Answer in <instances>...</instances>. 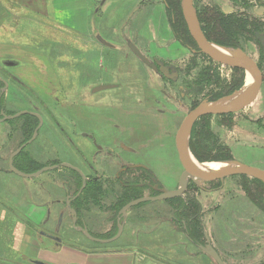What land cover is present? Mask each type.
Here are the masks:
<instances>
[{"label": "flooded vegetation", "instance_id": "1", "mask_svg": "<svg viewBox=\"0 0 264 264\" xmlns=\"http://www.w3.org/2000/svg\"><path fill=\"white\" fill-rule=\"evenodd\" d=\"M146 1L151 5V0H141L129 19L138 10L144 11L143 3ZM253 2L254 8L263 7L261 0ZM194 6L198 18L195 2ZM220 7L227 14L241 8L235 5ZM224 7L230 9L226 12ZM166 13L175 42L191 52L189 61L182 56L151 55L148 50L142 49V53L157 68L138 59L151 67L154 75L162 81L161 87L122 88L120 83L112 82L116 86L110 89L120 92L91 102L86 97L94 87L80 89L79 77L76 89L62 87L67 73L58 75L55 48L56 57L44 56L41 44L36 45L34 56H27V46L23 41L0 44V175L15 174L10 169L11 159L16 168L29 174L50 167L37 177H21L30 179L29 184L25 183L19 191L25 192V200L16 199V191L4 185L5 205L16 206L19 203L21 207H43L46 211L44 225L51 220L52 208L63 206L71 213L77 233L92 241L80 227L95 238L109 239L116 236L123 226L122 237L131 210L150 201L132 206L126 214H121L122 208L138 198L161 194L165 185L157 178L151 163L155 157L168 158L170 121L174 114L181 111V106L187 108V101L189 105L196 104V98L182 80L194 77L192 70H187L192 60H198L201 66V51L195 43L193 48V37L187 24L183 33L171 23L174 15L168 10ZM258 16H264V13ZM59 78H62L61 81ZM71 78L75 82L72 74ZM130 79L128 84H134ZM75 92L79 93L75 95ZM124 102L131 103L133 111L122 109ZM195 107L192 106L187 114ZM176 136L177 133L175 143ZM162 165L166 172L170 169L168 162L163 161ZM44 175L49 177L43 181L41 177ZM44 195L47 198L45 201ZM69 208L76 213L73 214ZM61 215L64 220L65 215L60 212L55 224L58 225ZM101 215L102 218L103 215L110 216L109 220L117 224L101 222ZM135 217L138 216L131 219ZM57 225L47 237L59 246L64 240Z\"/></svg>", "mask_w": 264, "mask_h": 264}, {"label": "rangeland", "instance_id": "2", "mask_svg": "<svg viewBox=\"0 0 264 264\" xmlns=\"http://www.w3.org/2000/svg\"><path fill=\"white\" fill-rule=\"evenodd\" d=\"M65 1L66 0H56V2H60V5L55 4V7L60 16L66 14L70 17L69 7L64 4ZM241 1L242 0H194L197 6L212 4L215 6L235 5L238 7H240ZM44 2L45 0H9V2L4 3L7 7L15 10L16 7H21L24 3L35 9H45ZM47 2H49V7L47 9L49 12L50 6L51 4L53 6V3H51V0ZM140 3L141 0H106L104 3L103 0H85V14L79 16L80 23L83 24L81 33H84V35L78 32H67L61 26H55L51 33L50 29L46 30L42 28V25L36 21V19L38 21H43V23L47 21L44 20L40 14H34L29 9H27L26 12L16 9V14L20 13L17 20L20 22L22 29H25L24 37L21 38L19 37L20 34L16 33L14 24V20L16 19L12 16V19L10 18L11 24H7L9 26L8 29L11 31L1 29L0 41H14V39H21L23 42L26 41V45L28 44L27 56H34L35 51H37L36 45H39V42L35 40L49 39L51 38L50 35H52L56 41L55 51L57 50L56 56L59 66L58 75L67 73V76H65L61 84L62 87L65 88L76 89L78 77L80 89L95 88L100 83L108 84L112 82L120 83L122 88L130 86L139 88L161 87L162 81L154 75L151 67H147L143 64L131 51L128 46V39L140 50H148L151 55L170 56L173 58L182 56L185 57L186 61H189L191 52L175 42V39L172 37L169 29L170 18L166 13V5L163 0H151V5L146 1L143 3L144 11L141 9L138 10L134 16L129 19L132 10L137 5H140ZM147 3L149 4L148 7L146 5ZM53 16L55 17L54 11ZM88 25L90 26V30ZM136 29H138L137 36ZM97 34H100L104 39L112 43L114 47L111 48L103 45L96 39ZM136 37L138 39L135 42L134 40ZM89 39L91 43L89 42L90 47L88 48L86 44ZM30 41L35 42L30 44ZM2 43L6 44V42ZM192 44L194 45L193 48H195V44ZM242 44L247 49L249 55L256 61H260V54L253 43L243 39ZM233 49L236 50L235 48ZM52 54V56L56 57L54 50ZM43 55L48 57L51 56L50 52H48L45 47H43ZM54 57L53 59L56 60ZM205 60L200 59L199 62H210L208 59ZM182 64L183 66L185 65V63ZM232 69L233 67L220 63L219 70L222 77L230 79ZM244 71V85L236 90L233 93L234 95L242 91L251 79L252 73L247 72L246 69H244ZM71 74L75 78V82H72ZM85 74L87 75L85 76ZM129 78H131L130 80L134 84H128ZM61 79L62 78H59V81H61ZM175 87L177 88L178 86L176 85ZM94 88L90 91L91 93H88L89 97H86V100L89 102L96 101L99 98L107 99L110 93L114 94V92H120L116 91V89H105L94 92ZM189 91L191 93V89H189ZM78 93L79 92H75V95ZM176 95L177 98L180 97L178 91ZM223 98L219 100L221 101ZM255 101L256 100H252L248 106L240 111L205 116L208 118L207 121L210 122L216 133L219 134L221 145L231 149L230 153L228 150H223V152L214 149L215 151L212 153L208 152L209 154L206 153V155H215L218 157L229 156L227 158H232L230 160L226 158L218 161L205 162L220 164L231 160H238L264 169V137L259 136L260 134H264V129L260 127L258 123H252L254 122V118L253 113L250 112L251 106ZM130 104L131 103L124 102L122 109L133 111L134 108L131 107ZM186 104L187 108L181 106V111L174 114V118L170 121V151L168 153V158L164 160L160 156L155 157L151 163L160 182L165 185V188L172 190L180 186V178L184 170L177 152L175 135L186 117L187 111L191 109L192 106H195V104L189 105V101H187ZM139 110L141 111L142 109L139 108ZM79 120L81 119L79 118ZM192 129L193 126L190 131L189 147ZM214 146L216 145L214 144ZM157 150L158 148L156 147V152ZM190 151L193 156L200 161L191 148ZM163 161L168 162V166L170 167L167 172L163 170ZM241 176L242 175L229 176L224 182L220 180L208 182L189 180L186 192L180 197L187 200L188 197L192 195L201 202L204 229L202 232L203 234L198 236L197 243L193 244L186 239V235L182 231L185 227V223L173 219L174 211L172 205L164 200H159L144 203L131 210L129 221L126 224V233L124 234L125 236H123L125 238H119L120 240H117V243L115 242L116 245L122 246V244H125L129 246L132 243L131 232L133 225H138L140 230H142V228L151 229V227L154 226V231L158 233L157 235L161 234L163 239L170 241L172 247H182L183 249L185 245V251L189 249L191 252L197 253L196 264H216L212 258L198 247V244L204 245L207 243L205 237V232H207L213 245L221 256H223L227 264H264V196H262L263 198L261 197L262 200H252L245 191L247 183ZM7 177V181L9 182L8 186L16 191V199L25 200V192L19 191L30 179L21 178V176L18 178L16 174H13L12 177ZM48 177L49 175H44L41 178L44 181ZM59 190L61 189L59 188ZM4 191L6 192V189H4ZM0 197L5 201L4 195L2 196L0 194ZM46 199L44 195L43 201ZM1 211L4 213L7 212V215H3L10 219L12 231L18 228L17 224L14 222L17 218L20 220H22V218L26 219L29 221L28 224H32L28 218H36L38 222L36 235L41 237L44 248L53 247L60 249L62 245H72L74 247L84 246L89 248H99V246H101L100 244L82 238L81 235L77 233L73 225L71 213L63 206L57 208L55 206L52 208L51 220L45 225L44 218L46 211L43 207L30 206L19 208L6 204L3 206V209H0V217ZM60 212H63L65 215L59 227L60 235L64 241L62 245L58 246L53 240L47 237V235H50V232L56 228L57 224L55 223L57 222ZM132 216L138 217L132 220ZM109 218L110 216L108 215H103V218L101 215L99 220L110 225L117 224L116 222H111ZM28 228L26 227L25 229L29 232ZM40 232L43 234L41 235ZM13 237L14 236H12V238ZM1 257L6 258L5 260L9 259L6 255ZM29 259L30 258L26 256L19 258L21 264H26Z\"/></svg>", "mask_w": 264, "mask_h": 264}, {"label": "crops", "instance_id": "3", "mask_svg": "<svg viewBox=\"0 0 264 264\" xmlns=\"http://www.w3.org/2000/svg\"><path fill=\"white\" fill-rule=\"evenodd\" d=\"M47 1L49 0H45L44 2L45 9H35L32 6L24 3V5L23 4L21 5V7L18 6L15 8V10L14 9L12 10V8L7 7L5 4L6 2H9V0H0V30L6 29L7 31H11L10 29H8L9 27L8 25L11 24L10 18L12 19V16H14V18L16 19L14 20L16 33H19L20 34L19 37L23 38L25 29H22L20 22L17 20L18 17L20 16V13L16 14V9L18 11L24 10L25 12L27 9H29L34 14H40L44 20L52 21V22L45 21L43 23V21L41 20L38 21L36 19V21L42 25V28L46 30L50 29L51 33L53 32L52 30L55 26H61L67 32H72V33L78 32L79 34L84 35V33H81L83 24L80 23L79 16L81 14H85V0H66L64 2V4L69 7L70 17L67 16L66 14L61 16L59 15V12L56 9L55 4L60 5V2H56V0H51L53 6L51 4L50 11L48 12L47 9L49 7V2ZM251 1L253 2L255 0H251ZM261 3H263V7H264V0H261ZM53 11L55 17L53 16ZM260 11L263 12V10ZM51 15L53 18L51 17ZM88 27L90 30L89 25ZM50 36L51 38L49 39H40L35 41L39 42L38 44H41L42 47H45L47 51L50 52L51 54V52L54 50L53 48H55L56 41L54 40L55 38H53L52 35ZM9 41H0V44L2 42L9 43ZM14 41L20 42L22 40L14 39ZM35 41H30V44ZM24 42L26 44V41ZM89 42L91 43L90 39L86 44L88 48L90 47ZM253 100L256 101L252 104L250 109V112L253 113V118H254V122L252 123H258V125L264 129V74H263L262 83L260 84L258 92ZM259 136L264 137V134L263 135L260 134ZM17 177L20 178L19 176ZM7 179L8 177L6 175L4 174L0 175V183H1L0 194L2 196L4 195V185H9ZM31 191L33 194L34 191L33 190ZM3 201L4 200L0 197V209H3V206L5 205ZM15 207L21 208L19 203ZM3 214L7 215V212L4 213L1 211V217H0V264H21L19 258L22 256H26L30 258L26 264H35L33 262L34 260H39V261L42 260L44 264H196L197 263V253L191 252L189 249L185 251L186 250L185 245L183 249L182 247H177V248L172 247L170 241L163 239V237H161V234L157 235L158 233L154 231L155 229L154 226L151 227V229L148 227L149 229L142 228V230H140L138 225H133L131 232L132 243L129 246H126L125 244H122V246L116 245V243L118 242L117 240L125 238L123 237L125 236L124 235L126 233L125 231L123 236L119 237L120 239L118 238L117 240H115L113 243L111 242L110 244L108 243L103 244L93 241L94 243L101 245L99 246V248L98 247L89 248L84 246L74 247L72 245H67L60 247V249H56L53 247L44 248V246L42 245L41 237H38L36 235V229L38 226V222L36 218H31L30 221L32 222V224H28L29 221H27L24 218H22L23 221L17 218V220L14 222L17 224L18 228L12 231V228L10 226L11 224L10 219H8V217ZM24 227L25 228L29 227L28 228L29 232L26 231ZM22 230L24 233L22 232ZM12 236L14 237L12 238ZM4 255L8 256L9 259L5 260L6 258L1 257Z\"/></svg>", "mask_w": 264, "mask_h": 264}, {"label": "trees", "instance_id": "4", "mask_svg": "<svg viewBox=\"0 0 264 264\" xmlns=\"http://www.w3.org/2000/svg\"><path fill=\"white\" fill-rule=\"evenodd\" d=\"M163 1L168 13L174 15L171 23L185 33L187 27L183 18L181 0ZM196 7L201 29L208 40L224 47L241 48L246 52L247 49L242 44L243 39L250 41V43L255 45L260 54V61H257V63L262 72H264V16H258L254 13V2L251 0H242L240 3L241 8L228 14L223 12L218 5L206 4L197 6L196 4ZM192 41L196 44L193 39ZM200 57L204 60L208 59L210 62L203 63L202 61L201 66H199L198 60H192V64L189 63L187 65V70H192L194 77L192 79L187 77L183 80L185 87L191 89V93L196 98V101H202L204 99L216 101L220 98L230 96L244 85V68L233 67L231 78L227 79L222 77L219 70V63L202 52L200 53ZM197 89L199 91H196ZM199 103L196 102L195 106ZM205 116L200 117L193 125L190 148L202 162L226 159L229 156L218 157L215 155H206V153H212L215 150H228L230 153L231 149L221 145L219 134L216 133L210 122L207 121L208 118ZM227 159L230 160L232 158ZM241 177L247 183L245 191L248 196L254 201L262 200V196H264V183L259 179L246 175H242ZM168 202L172 205L174 211L173 219L185 223L182 231L186 235V239L193 244L197 243L198 236L203 234L204 229L201 202L192 195L187 200L179 196L169 199ZM199 245L201 244H198V247Z\"/></svg>", "mask_w": 264, "mask_h": 264}, {"label": "water", "instance_id": "5", "mask_svg": "<svg viewBox=\"0 0 264 264\" xmlns=\"http://www.w3.org/2000/svg\"><path fill=\"white\" fill-rule=\"evenodd\" d=\"M105 1L106 0H103V3ZM228 9H230V7H224V11L227 12ZM260 10H263V12H261ZM182 11H183L184 19L190 31V34L192 35L199 50L202 53L208 55L213 60L219 63L226 64L232 67H241V68L246 69L247 72H250L253 74V80L249 82L242 91L238 92V94H240V97L237 100V102L233 105H219L218 103L220 102V100L218 101L204 100L200 102L194 109L188 112L181 126L179 127L177 136H176V144H177V149L179 153V159L184 168L181 174V178H180V186L177 189H173V190L162 188L161 194L159 195L150 196V197H142V198L133 200L122 208L121 214H126L127 210L130 209L132 206H136L143 202L167 200V199H172V198L181 196L184 192H186L190 179L194 181H200V182H208V181H214V180H220L221 182H224V180L229 176L246 175L252 178L259 179L260 181L264 183V169L240 162L238 160H231L230 162H228V165H229L228 167L223 168L222 170L215 171V172H208L203 169H200L196 167L194 163L192 162V159L190 156L191 151L189 147V138H190V131L194 123L200 117L205 116V115L227 114V113H232V112H236V111H240L244 109L246 106L250 104V102L254 99L255 95L257 94L260 84L262 83V80H263V72L260 69L257 61L243 49L236 48V50H234L233 48L223 47V46L210 42L205 37V35L203 34L201 30V27H200V24L197 18L196 9L194 6V0H182ZM254 13L258 15H262L264 13V7L255 8ZM97 39L105 46H108L111 48L114 47L112 43L104 39L100 34H97ZM127 42H128V46L131 49V51L142 62L146 63L147 65L151 66L154 69L157 68V66L154 63H152L131 40L128 39ZM214 46H218L226 50H231L230 51L231 53L228 54V53L221 52L218 49H216ZM115 86H116L115 84H111V83L100 84L94 88V92L102 91L105 89H110ZM233 95L227 96L223 99L232 97ZM49 168L50 167H43L41 170L35 173H32V174H29V173H25L19 170L18 168H16L13 165L12 159L10 161V169L15 174L21 177L34 178V177L39 176L40 174H42L44 171L48 170ZM70 211L73 214L76 213L74 209H70ZM62 218L63 216L61 215L58 221L57 229H59L62 223ZM80 230L84 231L86 235L92 241L107 244V243L114 242L121 236L123 226L120 227V231L118 232L116 236H114L113 238H109V239L95 238L91 236L86 229H82V227H80ZM48 236H51V235H48ZM205 237H206L207 243L204 245H199V248L205 254H207L210 258H212L216 264H227L226 261L221 256V254L219 253V251L213 245L212 240L209 237L207 232H205ZM58 240L60 239L58 238ZM33 262L35 264H44L43 261H39V260H34Z\"/></svg>", "mask_w": 264, "mask_h": 264}, {"label": "bare ground", "instance_id": "6", "mask_svg": "<svg viewBox=\"0 0 264 264\" xmlns=\"http://www.w3.org/2000/svg\"><path fill=\"white\" fill-rule=\"evenodd\" d=\"M216 49H218L219 51L221 52H224V53H228L230 54L231 50H226V49H222L218 46H214ZM250 76V75H249ZM253 80V74L251 76V79L249 80V82H251ZM248 82V83H249ZM240 97V94H235L233 95L232 97H229V98H226V99H223L222 101H220L218 104L219 105H233L237 102V100L239 99ZM190 156H191V159H192V162L194 163V165L200 169H203L205 171H208V172H215V171H218V170H222L223 168H226L228 167V162L230 161H227L225 163H220V164H217V163H207V162H200L198 161L194 156L193 154L190 152Z\"/></svg>", "mask_w": 264, "mask_h": 264}]
</instances>
